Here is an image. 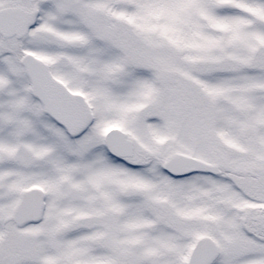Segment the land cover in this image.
Returning <instances> with one entry per match:
<instances>
[{"label": "snow or ice", "instance_id": "1", "mask_svg": "<svg viewBox=\"0 0 264 264\" xmlns=\"http://www.w3.org/2000/svg\"><path fill=\"white\" fill-rule=\"evenodd\" d=\"M0 264H264V0H0Z\"/></svg>", "mask_w": 264, "mask_h": 264}]
</instances>
